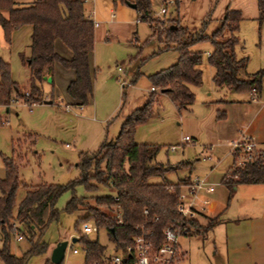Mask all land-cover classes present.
<instances>
[{
	"label": "rangeland",
	"instance_id": "1",
	"mask_svg": "<svg viewBox=\"0 0 264 264\" xmlns=\"http://www.w3.org/2000/svg\"><path fill=\"white\" fill-rule=\"evenodd\" d=\"M160 1L150 0V15L158 18L164 26L178 23L183 36L200 30L210 33L218 25L226 3L229 7L240 3L239 0H174L167 12L159 15ZM245 1L251 5V9L255 6V0ZM88 4L90 1L84 7L87 8ZM110 7L113 13L111 17ZM122 7L136 14L133 24H129ZM94 10L99 25L95 26L91 55L94 76L90 102L81 107H64L68 95L57 73L54 74L53 82L46 79L40 82L42 98L50 100V103L41 101L28 105L21 97L15 98L13 95L7 104H0V176L4 170L2 156H6L12 158L18 178L13 213L25 188L30 184L40 181L63 184L78 178L79 152H91L103 139H113L124 116L147 99L151 84L148 75L170 65L177 58L173 43L169 42V46L163 48L167 42L160 40L156 34H151L148 22L137 18L135 8L118 0H97ZM16 29L11 32L9 42L4 40L3 34L0 36V58L8 62L10 77L22 88L27 85L28 70L21 63L18 53L23 51L25 55L28 54L29 32L24 27ZM104 31H107L108 39L104 38ZM235 36V55H245L247 59L241 70V75L246 76L256 69L252 66L254 60L264 56V19L258 20L256 14L255 17L240 20ZM58 42L62 44L61 41ZM57 49L55 50L60 53ZM190 49L201 52V81L190 87L193 92L192 102L187 107L177 108L165 92L154 87L155 99L151 113L148 118L135 125L133 139L156 145L155 160L171 165L179 164L165 172L167 180L174 182L185 177H206L208 181L215 182L214 190L206 193V197L218 201L222 198L221 192H224L223 203H226V187L220 182V177L232 163L230 151L233 145L226 143L217 133L219 119L216 117L215 99L230 96L237 91L218 86L212 81L213 67L206 58L211 49L208 40H198ZM183 135L190 137L189 140H183ZM238 151L236 161L243 157L240 146ZM160 179V176L150 178L152 181ZM72 191L76 196H84L85 200L91 202L95 195L113 194L114 188L109 184H98L96 188L87 190L77 182L73 190L64 189L54 202V207L58 210L57 219L50 220L40 236L46 243V249L30 254L26 264L48 263L51 248L63 239L67 240V244L60 264H86L80 242L71 241L72 236L78 238L83 234V220L80 216L84 209H64ZM206 212L209 217L212 216L213 212ZM196 217L202 224H206V217ZM86 221L93 224L90 219ZM14 224L24 234L20 233V239H16L17 234L9 233L8 247L11 252L20 255L29 248L30 242L22 224L17 221ZM12 228L14 229L13 224ZM213 234L219 244L223 234L220 226L214 231L208 227L177 235L178 248L187 250V256L191 258L190 264H201L204 259H211L209 246H212ZM86 237L97 239L103 245L107 261L109 256L122 253L121 248L114 246L103 227H97V230L87 233ZM72 247H76L78 252L72 253Z\"/></svg>",
	"mask_w": 264,
	"mask_h": 264
},
{
	"label": "trees",
	"instance_id": "2",
	"mask_svg": "<svg viewBox=\"0 0 264 264\" xmlns=\"http://www.w3.org/2000/svg\"><path fill=\"white\" fill-rule=\"evenodd\" d=\"M118 1L134 3L137 18L145 19L151 34L167 42L163 48L172 42L177 58L170 65L148 75L153 89L142 105L124 116L113 139H103L91 152H79L78 178L63 184L48 181L30 184L25 188L14 213L12 206L18 186L16 166L12 158L2 156L4 174L0 177V261L3 264H26L30 254L46 249V243L40 236L49 221L58 217L54 202L64 189L73 190L77 182L87 190L96 188L98 184H109L114 188L113 194L95 195L91 202L85 200L84 196H76L72 191L64 209L72 211L83 208L80 219L92 220L96 229L105 228L109 239L118 248L131 242L132 235L140 225L151 228L152 237L159 241L161 230L167 224L178 223L184 232H194L211 227L215 221V218L208 217L206 224H202L197 217L180 216L176 210L177 194L189 177L174 182L167 180L165 172L179 164L171 165L155 160L157 146L134 141L133 131L135 125L151 113L155 99L154 87L165 92L177 108L187 107L192 102L193 92L190 87L201 81V52L190 49V46L198 40L205 39L211 43L206 58L213 67L211 78L216 85L237 92H248L252 88L256 92L259 90L264 69L242 76L241 70L247 59L245 55L238 57L234 52L240 12L227 7L218 25L210 33L200 30L183 36L178 23L164 26L158 18L150 15V0ZM256 6L257 19H264V0H256ZM24 24L30 25L28 54L20 51L18 55L28 70L27 85L20 88L10 77L8 62L0 58V104H7L13 95L15 98L21 97L28 105L44 101L40 82L52 70L54 62L74 72V77L65 87L67 95L73 100L69 103L82 106L87 104L92 95L93 70L89 67L88 54L93 47V22L84 13L83 3L78 0H0V27L4 40L9 42L12 30ZM55 38L68 48V57L55 50ZM222 115L223 110L217 109L216 117ZM238 154V147L234 148L233 161L221 176L220 182L229 191L239 183H264L263 154L253 148L251 158L236 165ZM153 176H160L161 179L152 181L150 178ZM14 221L22 224L30 242L29 248L20 255L13 254L8 247L9 233H23ZM76 240L84 251L86 264H109L104 258L103 245L97 239H89L83 233ZM47 261L46 264H54Z\"/></svg>",
	"mask_w": 264,
	"mask_h": 264
},
{
	"label": "crops",
	"instance_id": "3",
	"mask_svg": "<svg viewBox=\"0 0 264 264\" xmlns=\"http://www.w3.org/2000/svg\"><path fill=\"white\" fill-rule=\"evenodd\" d=\"M239 1L240 3L234 4L231 7H229L230 5L226 3L224 8L229 7L237 9L240 12V20H243L247 17L252 18L256 16V0L255 6L252 7V9L249 7L251 5L245 0ZM87 3H89V1L83 3V10L84 13L95 22L93 25L94 38L95 26L97 27L99 25V21L94 14V8L95 5H97V0H90V4H88V7L85 8L84 6ZM124 3L129 6L126 2ZM121 9H123L127 15L129 24H131L136 14L134 15L133 12L125 10L126 8L124 7ZM87 10H90V12ZM3 13H5V11ZM112 15L113 13L110 7L109 17ZM136 19L137 18H135V20ZM19 27H24L30 34V25L24 24ZM13 31L14 30H12V32ZM1 32L2 29L0 27V36L2 35ZM103 36L105 39H108L107 31L103 32ZM54 47L55 49L58 48L60 54L63 56L68 57L70 55L68 48L60 44L57 38L54 39ZM92 49L88 54V63L90 69L93 70L94 76V68L92 67L91 63ZM254 61L255 62L252 66L256 69H252L253 71L264 69V56ZM55 71L57 72L54 73ZM54 74H57L60 77L64 84V88L66 87L68 81L74 77V72L72 69L63 66L61 67L57 62H54L52 70L47 74L50 76V81L52 82L54 79ZM150 87L151 86H149V91H151ZM231 91L234 90L231 89ZM66 101L71 102L73 100L68 96ZM42 102L50 103L51 101ZM87 104L83 106H86ZM215 104L216 109L223 110V115L218 118L219 122H217L216 125L218 129L217 133L219 134L220 138L225 140L226 143H232L234 140L235 142L240 143L244 140H252L254 142V148L259 150L264 156V77L262 79L261 86L255 95H252L249 91L244 94L242 92H235V94H231L230 96L219 97L215 99ZM232 150L233 149L230 151L231 156ZM2 176L3 175L0 177ZM203 179L207 180L206 177H203ZM225 193L226 203H223L224 192H221L220 195L222 198L218 199V201H215V199H208L209 204L205 211L213 212L211 214L212 216L209 217L207 212L201 214L202 216L206 217V219L208 217L215 218L214 223L211 225L213 231L218 226L222 227L223 231L221 236L218 234L221 238L219 244H217V238L213 234L211 243L212 246H209L212 257L211 259H204V261H201V264H264V183H239L234 185L231 191L225 188ZM205 194L206 193H203L204 196H206ZM198 221L200 222V220ZM186 233L191 232L186 231L183 234ZM177 249L179 253V263L190 264L189 260L191 258L187 256V250L179 249L178 246ZM12 253L15 254L14 252Z\"/></svg>",
	"mask_w": 264,
	"mask_h": 264
},
{
	"label": "built area",
	"instance_id": "4",
	"mask_svg": "<svg viewBox=\"0 0 264 264\" xmlns=\"http://www.w3.org/2000/svg\"><path fill=\"white\" fill-rule=\"evenodd\" d=\"M78 1L85 3L90 0ZM173 3L174 0H161L158 14L164 15L167 12L168 7ZM87 11L90 12V10ZM92 22L94 25L95 22L93 20ZM117 69L120 70V67H117ZM150 89L152 90L153 87L151 86ZM249 92L252 95H255L256 90L252 88ZM63 105L64 107H68L69 105H75L77 107L82 106L71 104L69 102ZM183 139L189 140V137L184 135ZM232 145V149L240 146L243 151V157L235 162L236 165H241L243 162L251 158V152L254 148V142L252 140H244L241 143L233 141ZM172 147L173 146L171 145V148ZM167 188L170 189V186ZM213 189L214 182L198 177L189 179L187 183L182 184L181 189L177 194V212L182 218H192L203 214L209 204L208 198L204 196L203 193L211 192ZM114 198L116 197L114 196ZM145 212L146 209L144 208L143 213ZM95 230H97L95 225L90 224L87 221L81 223V231L83 233L87 234ZM184 231V229L181 230L179 228L178 223L167 224L161 230L159 241H155L152 237V229L140 225L137 232L132 235L131 242L121 248V255L114 254L109 256L107 262L109 264H180L177 249V235ZM20 237L21 235L16 236V238ZM71 252L77 253L78 250L76 247H72Z\"/></svg>",
	"mask_w": 264,
	"mask_h": 264
},
{
	"label": "water",
	"instance_id": "5",
	"mask_svg": "<svg viewBox=\"0 0 264 264\" xmlns=\"http://www.w3.org/2000/svg\"><path fill=\"white\" fill-rule=\"evenodd\" d=\"M129 6L134 7V3L132 2H126ZM44 79L50 81V76L46 75L44 76ZM46 102H50V100H44ZM76 240V237L72 236L71 237V241ZM67 244V240L63 239V240H59L55 243V245L51 248L50 253H49V260L54 263L57 264L59 262H61L63 256H64V251H65V247Z\"/></svg>",
	"mask_w": 264,
	"mask_h": 264
}]
</instances>
